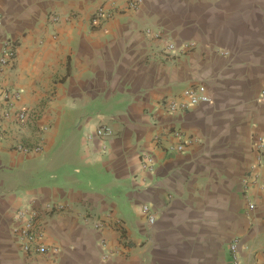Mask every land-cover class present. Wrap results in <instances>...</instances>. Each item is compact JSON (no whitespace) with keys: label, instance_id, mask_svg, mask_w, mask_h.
Returning a JSON list of instances; mask_svg holds the SVG:
<instances>
[{"label":"crops","instance_id":"crops-1","mask_svg":"<svg viewBox=\"0 0 264 264\" xmlns=\"http://www.w3.org/2000/svg\"><path fill=\"white\" fill-rule=\"evenodd\" d=\"M101 6L0 0V45H17L0 87L34 111L0 137V264H232V239L241 264H264V166L257 183L250 174L264 136V0H143L92 27ZM191 87L210 103L162 107ZM102 126L110 138H88ZM20 208L39 213L45 254L14 238Z\"/></svg>","mask_w":264,"mask_h":264},{"label":"built area","instance_id":"built-area-1","mask_svg":"<svg viewBox=\"0 0 264 264\" xmlns=\"http://www.w3.org/2000/svg\"><path fill=\"white\" fill-rule=\"evenodd\" d=\"M143 0H109V7H99L91 16L92 27H98L103 22L111 19L115 13L122 11H138L141 8ZM52 20L57 21V16H52ZM3 30V19L0 16V31ZM149 34L150 31L148 30ZM194 43L184 42L181 45V51H189L193 48ZM16 42L10 36H5L0 45V75L10 67H12L16 61ZM177 50L176 43L168 41L165 46V53L169 55L175 53ZM20 97V93L17 90L0 87V137L3 132L4 123H8L13 126H20L25 124L31 116L34 114L32 109H18L16 103ZM211 99L207 91L203 87H191L186 89L182 97L178 99H168L164 101L162 107L170 113H183L189 108L210 103ZM179 135V133H177ZM113 132L102 126L98 127L94 133V136H89V139H101L105 140L110 138ZM183 145L176 147V151H182ZM256 151L255 162L250 167V174L257 183L260 179L259 168L264 166V136H257L254 143ZM16 151L22 153H28L30 151L41 152L40 147H29L23 144H18L14 147ZM141 163L145 170L152 171L155 161L152 155L143 154ZM46 209L49 212L61 211L64 209L62 205H47ZM249 209H253V205L249 206ZM142 212L147 216L148 223L150 225L155 222V215L152 213L148 206L142 207ZM105 224L102 221H96L93 224V228L96 231L101 232ZM12 233L16 241L18 242L21 250L26 254H45L47 247L43 243L44 231L39 222V213L32 209L20 208L14 213ZM101 245L105 246V242L101 241ZM57 252L58 249H53ZM109 255V254H108ZM229 255L232 264H241L240 252H239V240L232 239L229 244ZM103 258H107V254L103 255Z\"/></svg>","mask_w":264,"mask_h":264}]
</instances>
